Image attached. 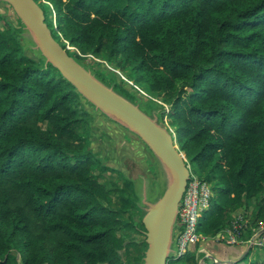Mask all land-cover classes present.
<instances>
[{
  "label": "trees",
  "instance_id": "1",
  "mask_svg": "<svg viewBox=\"0 0 264 264\" xmlns=\"http://www.w3.org/2000/svg\"><path fill=\"white\" fill-rule=\"evenodd\" d=\"M40 1L78 64L122 65L169 105L143 112L169 119L180 152L212 186L202 238L222 235L239 210L251 236L264 222V0ZM0 23V264H124L118 233L144 231L146 206L135 181L91 151L88 120L105 116L28 48L4 2ZM133 88L113 90L140 108ZM196 251L176 261L198 264Z\"/></svg>",
  "mask_w": 264,
  "mask_h": 264
},
{
  "label": "water",
  "instance_id": "2",
  "mask_svg": "<svg viewBox=\"0 0 264 264\" xmlns=\"http://www.w3.org/2000/svg\"><path fill=\"white\" fill-rule=\"evenodd\" d=\"M8 4L32 38L35 48L75 90L105 117L126 129L148 148L168 176V186L153 204L144 199L142 219L147 250L143 264H168L179 204L190 178L186 158L167 127L107 87L70 57L53 38L34 0H0ZM198 264H204L201 260Z\"/></svg>",
  "mask_w": 264,
  "mask_h": 264
},
{
  "label": "rangeland",
  "instance_id": "3",
  "mask_svg": "<svg viewBox=\"0 0 264 264\" xmlns=\"http://www.w3.org/2000/svg\"><path fill=\"white\" fill-rule=\"evenodd\" d=\"M34 2L44 10L42 11L45 13L46 25L48 26L50 18H52L51 20H53L54 22V13L51 6L48 4L46 6L40 0H34ZM1 27L2 25L0 23V28ZM25 32L26 34L24 33V35L27 39L28 48H30L31 50H35V44L32 41L31 36L29 35V33H27V31ZM52 36L54 40L61 47H63L60 38L56 35V33H53ZM68 49L71 50V48ZM71 51L67 52L70 57L73 56V53ZM82 66L97 79L102 80L101 76H98V74L104 76L106 78L104 82L112 89L118 90L119 85L123 86L124 88H129L130 86L134 87L132 89V95H130V98L134 103H136L139 99H142V101H144L143 103L139 104L141 111L150 110L152 102H156L163 108L162 110L164 112H169V105L162 102L161 98L155 95H150V93L142 84L134 82L135 77L133 76V73L125 69L122 65H111L101 58L98 59L89 57L84 64L82 63ZM85 106L89 112L95 110L93 109L94 107L91 108L89 105ZM160 112L162 111L160 108H158V113ZM103 118L100 117L96 120H88L91 131H88L86 134L90 135L88 136V138L90 139L91 151L95 154L94 156L99 158L104 164L119 172L121 171L127 177H129V179L135 181V189L139 199L142 201L146 199V202H148L149 204H153L168 186L169 181L167 173L160 165V163L155 160L154 157L151 158L148 155V150H146L145 152L144 147L136 141L137 138L130 135L128 132H124L121 128L119 129L109 123L110 121H108L106 117ZM160 121L163 122L162 124L167 127L168 131L171 132V134H173L174 140L176 141V146L179 149V145L176 140L177 138L175 136V128L170 125L169 119L166 117L163 120L161 119ZM123 134H126V136H128V139L123 140V137H121L123 136ZM182 154L184 155L183 152ZM145 157H148L147 159L149 160L145 159ZM186 165L188 166L190 177L199 178L194 172L193 167L187 162V159ZM95 170H97V168ZM106 175L114 178L119 184L118 186H120L121 188L124 187L122 179L120 177H117V175H114L113 172L111 173L110 171H107ZM112 198L113 201L116 202L117 196L115 194L112 195ZM234 217L235 215L232 216V218ZM137 218V221L139 220L138 222L140 224L142 222L143 216L142 218H140V216H138ZM137 229L138 231L132 229L118 233V236L124 242V248L121 251L124 264L144 263L143 259L147 250L145 230L143 231L139 227H137ZM173 238L175 239V233ZM197 260L199 263L200 259L198 258ZM177 261L176 257L171 255L168 264H183ZM207 264L212 263L207 260Z\"/></svg>",
  "mask_w": 264,
  "mask_h": 264
},
{
  "label": "built area",
  "instance_id": "4",
  "mask_svg": "<svg viewBox=\"0 0 264 264\" xmlns=\"http://www.w3.org/2000/svg\"><path fill=\"white\" fill-rule=\"evenodd\" d=\"M214 198L212 186L205 180L190 177L186 191L179 204L175 233V250L173 256L180 260L194 248L202 239L199 233V224L203 213L207 211ZM249 226V219L244 214L234 217L231 226L226 228L221 237L228 246L240 245L243 242V232ZM253 245L264 244V222L258 228L251 229Z\"/></svg>",
  "mask_w": 264,
  "mask_h": 264
},
{
  "label": "crops",
  "instance_id": "5",
  "mask_svg": "<svg viewBox=\"0 0 264 264\" xmlns=\"http://www.w3.org/2000/svg\"><path fill=\"white\" fill-rule=\"evenodd\" d=\"M121 137H123V140L128 139V136H126V134H123V136ZM144 150L146 152L145 147H144ZM148 155L150 156L152 154H148ZM147 158L148 157H145V159ZM238 214H244V210H239L235 212L233 215L236 216ZM242 240L244 243L240 245L228 246L225 244V241L223 240L221 235H218L216 239L202 238L198 242V244L194 248L191 249L190 252H195V250L197 249L196 257L197 259L198 258L200 259L199 261L203 260L204 264H207V260H209L212 264L213 263L214 264H243V263L252 264V263H255L257 261H261L262 259H264V244L263 246H260V247L253 245L252 243L253 239L251 238V236H249L248 233L245 234ZM174 250H175V239L172 244V253L170 255H173Z\"/></svg>",
  "mask_w": 264,
  "mask_h": 264
}]
</instances>
